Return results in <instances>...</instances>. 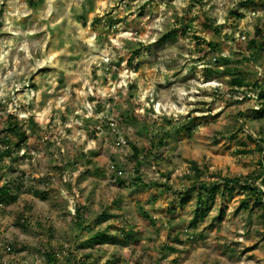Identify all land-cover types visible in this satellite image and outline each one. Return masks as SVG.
<instances>
[{
	"label": "rangeland",
	"instance_id": "obj_1",
	"mask_svg": "<svg viewBox=\"0 0 264 264\" xmlns=\"http://www.w3.org/2000/svg\"><path fill=\"white\" fill-rule=\"evenodd\" d=\"M257 29L264 0H0V264H264Z\"/></svg>",
	"mask_w": 264,
	"mask_h": 264
},
{
	"label": "trees",
	"instance_id": "obj_2",
	"mask_svg": "<svg viewBox=\"0 0 264 264\" xmlns=\"http://www.w3.org/2000/svg\"><path fill=\"white\" fill-rule=\"evenodd\" d=\"M260 30H256L255 31V38L253 40H250L247 46V49H249V56H252V58H254L253 56L256 55V52H259L261 50L264 51V44L262 43H257V39L261 38L260 37ZM208 45H211L212 43L208 42ZM260 45V46H259ZM212 63L214 66H219L221 64H227V62L229 61L228 58L226 57H214V59H212ZM203 71L206 72V75L208 76V73H212V69L211 68H204ZM223 74H233L234 76H232L229 80L230 85L234 86V87H240L242 85H244V81L243 78L237 74H234L233 72L239 73L237 68H230L229 66L225 65L223 70H222ZM263 85L258 86L256 84H254V87L257 88L259 87V91H258V97L261 99L262 101V107L257 110V114H264V81L262 82ZM261 88V90H260ZM2 131H4L6 134L3 136V138L1 139V142L4 143L5 145H3L2 148H0V168L3 166V158L7 157L9 160H13V148L12 146V141H15V145L19 146L20 145V141L24 136V129L22 128L21 125H19L16 122L15 116L12 115H8L7 116V120L5 122V125L2 129ZM17 138V139H16ZM258 142L260 143L261 141L258 140ZM159 145H163L162 140L158 141ZM260 149V148H259ZM138 151L136 149V147H132V154H136ZM262 160H264V155H262ZM192 170H193V174L195 176H198L201 172H202V168L198 167L196 162H192L191 164ZM261 178V182L264 184V177H260ZM139 177L135 176L134 178V183L138 182ZM229 181H231L229 178H225L224 182L225 183H229ZM11 184H8L6 181H4L3 183L0 184V198L2 200H4L6 197H10V195L12 196H16L17 194H15L14 189L10 188ZM196 187V186H195ZM218 186H216L217 188ZM212 189H209L208 186H206V184L203 182H201V184L199 186L196 187V192H195V196L197 201L199 202L201 199V192L205 191V192H213L215 188V185H212L211 187ZM251 196L255 197L254 199H257L258 196H261L262 198V209L264 211V190H261V188H251ZM200 203V202H199ZM75 217H79V209L75 208V213H74ZM195 217V216H194ZM24 221H20L17 222L18 224H23ZM80 221L78 222L79 225ZM105 237L104 232L102 231H96L93 232V234H91L89 236L88 241H91V244H94L95 241L101 239ZM44 253H46L45 251H43ZM46 257L48 260H52V256L50 253H46ZM53 261V260H52ZM51 261V263L53 264V262ZM71 264H75L74 261H71Z\"/></svg>",
	"mask_w": 264,
	"mask_h": 264
},
{
	"label": "built area",
	"instance_id": "obj_3",
	"mask_svg": "<svg viewBox=\"0 0 264 264\" xmlns=\"http://www.w3.org/2000/svg\"><path fill=\"white\" fill-rule=\"evenodd\" d=\"M242 38L244 37L243 35L241 36ZM214 59V58H213ZM258 70H260V68H258ZM250 87V86H249ZM242 88V87H241ZM244 91V90H243ZM239 95H236V97L237 98H242V97H244L246 94H244V93H238ZM247 96V95H246ZM2 264H4V263H2Z\"/></svg>",
	"mask_w": 264,
	"mask_h": 264
}]
</instances>
